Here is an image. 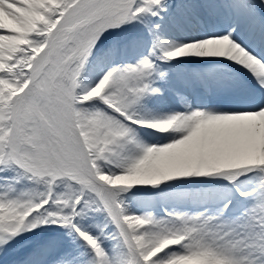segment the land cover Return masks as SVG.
<instances>
[{"label": "snow or ice", "instance_id": "6c2138e0", "mask_svg": "<svg viewBox=\"0 0 264 264\" xmlns=\"http://www.w3.org/2000/svg\"><path fill=\"white\" fill-rule=\"evenodd\" d=\"M172 26L201 34L169 39ZM181 64L197 69L180 77ZM207 67L255 86L221 95ZM165 92L185 110L151 107ZM16 177L34 190L17 192ZM241 178L255 183L238 215L227 196L203 211L129 210L143 192ZM0 187V253L39 237L25 264H264V0H0ZM92 217L97 234L82 224Z\"/></svg>", "mask_w": 264, "mask_h": 264}, {"label": "bare ground", "instance_id": "6f19581e", "mask_svg": "<svg viewBox=\"0 0 264 264\" xmlns=\"http://www.w3.org/2000/svg\"><path fill=\"white\" fill-rule=\"evenodd\" d=\"M129 27V29H131V26H128ZM140 27H143V25H141ZM175 33H174V31L172 30V28L170 29V33H169V35H168V38L169 39H177L176 37H175ZM191 35H193V34H191ZM191 35H189V37L191 36ZM188 37V36H187ZM186 37V38H187ZM238 38H239V34H238ZM249 39H248V36H244V38L241 40V41H243L245 44H247V45H249L250 47H255V43H256V38H255V36L253 37V39H251L250 41H248ZM248 41V42H247ZM131 56H133L132 57V59H133V61L132 62H135V59L136 58H138L137 57V55H136V53L135 52H129V56L128 57H131ZM161 67L164 69V70H167V69H169L168 67H166L165 65H161ZM181 70L182 72L184 71V70H187V69H197V66H194V65H187V64H181V65H174V68L173 69H171V70ZM204 70L205 71H209V72H215V73H219V74H224V75H226V74H229V71H228V69H227V67H224V68H215V67H207V68H204ZM100 74V72H99V68L97 67V65L95 64V66H94V68L92 69V71L89 73V77L92 79V81H91V85L89 86V87H91V86H93L94 85V83H95V80H96V78L98 77V75ZM246 74V76L247 77H250V75L249 74H247V73H245ZM252 79V78H251ZM161 100H158V98H153L152 99V101H151V107H152V104H155V103H157L159 106H161V102H160ZM244 185H246V183L244 184ZM176 187V186H175ZM159 190V189H158ZM152 191H157V190H152ZM207 192V191H206ZM109 245V244H108Z\"/></svg>", "mask_w": 264, "mask_h": 264}, {"label": "rangeland", "instance_id": "374dc122", "mask_svg": "<svg viewBox=\"0 0 264 264\" xmlns=\"http://www.w3.org/2000/svg\"><path fill=\"white\" fill-rule=\"evenodd\" d=\"M16 179L19 180V183H14V187L16 188L17 192H23V191H32L34 190L35 186L32 185L31 183H29V181L23 177H16ZM6 187V185L4 186ZM0 190H3L2 187H0ZM87 220H84L83 222H85ZM86 226H88V223H86ZM29 234L27 235V237L23 240V241H27V238H34L33 236H29ZM23 241H21L20 243H23ZM17 243H14L10 248L7 249V251H4L2 253H0V264H4L6 262V259H9L10 255L6 254L5 252H9L12 251V249H15L17 246ZM6 258V259H5ZM11 262H13V259H11Z\"/></svg>", "mask_w": 264, "mask_h": 264}]
</instances>
